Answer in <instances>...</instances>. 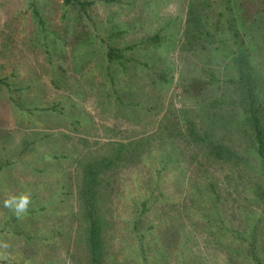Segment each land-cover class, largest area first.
<instances>
[{
  "label": "rangeland",
  "instance_id": "rangeland-1",
  "mask_svg": "<svg viewBox=\"0 0 264 264\" xmlns=\"http://www.w3.org/2000/svg\"><path fill=\"white\" fill-rule=\"evenodd\" d=\"M192 1L0 0V240L10 244L0 264H87L83 169L120 143L147 138L141 157L103 176L106 264H264V173L244 170L243 196H226L218 207L199 205L189 185L197 145L180 137L173 118L182 128L187 118L197 124L215 101L224 115H244L235 73L223 68L232 50L216 53L210 39L192 46L185 38L188 18H206L221 39L212 24L225 4L196 0L194 17ZM235 1L246 2V18L264 20V0ZM254 36L253 98L264 107V26ZM236 144L252 147L249 138ZM214 167L199 182L221 177L226 189L228 167ZM20 192L31 204L17 219L3 202ZM249 216L259 220L257 258L238 249L251 241Z\"/></svg>",
  "mask_w": 264,
  "mask_h": 264
},
{
  "label": "trees",
  "instance_id": "trees-1",
  "mask_svg": "<svg viewBox=\"0 0 264 264\" xmlns=\"http://www.w3.org/2000/svg\"><path fill=\"white\" fill-rule=\"evenodd\" d=\"M66 1L68 2L70 0ZM223 2L225 4L223 10L219 14V18L212 24L213 30L216 33H220L221 39H215L214 37L216 34H213L210 29L206 28V25L209 24L206 18H188L186 22L185 38L188 40V45L192 46L195 45L196 39H210L211 43L214 45L213 52L216 53L225 52L228 48L232 50V52L229 53V58H232V60L228 65L223 66V68L225 70L232 69L235 73V78L233 77L232 82L239 87L241 91L242 101L240 104L243 107L244 115L240 120L234 118L232 114H230V116L229 114L224 115L221 113L223 109L221 106L223 104L219 105L220 101H215L211 104L212 108L211 105L205 107V109H207L205 112H209H207V116L197 124L193 120L187 118L182 121V128L180 125L181 122L177 118H173L174 122L177 123H174V130H184L180 132V137L186 138L189 142H194L197 145L196 149L198 152L196 151L195 154L197 153L196 156L200 158V162L198 170L192 171L194 176L192 179H189V185L193 187V189H197V192H195L196 190H193V192H195V198L198 200L199 205L203 206L208 204L214 207H218V204L221 203L223 199L227 200L230 198H226V196H243L247 187H244V182L240 183L239 180H241L240 176L245 173L244 170L250 168L254 171V169L258 168L264 173V107L261 104L257 106L253 98L255 88L253 82L256 78V74L254 75L253 72L250 71L253 64L252 59L256 58L255 52H253L257 47L254 32H256L259 27L264 26V20L261 21L260 18H246V16L249 17V9L244 1L223 0ZM196 3V0H193L191 3L192 6L189 11L190 16L192 15L195 17L196 15L195 10L198 8L196 5L199 6V4ZM225 15H228L229 18L220 19L224 18ZM249 38L250 40L248 42ZM203 48L207 49V46L204 45ZM116 53L117 51L113 48L110 49V60H113L114 57H118ZM222 73L225 78L228 79L225 72ZM173 135H176L174 138L178 137L175 131L171 134V136ZM239 138L243 140H248L249 138L252 142L251 150L248 151V148H244L242 144H236ZM149 140L150 138L143 139L135 142L136 144L120 143L113 151L114 154L104 158L101 162H91L84 167L79 198L83 208V218L87 224L85 229L88 257L87 264H106L107 244L104 236L105 217L101 214L99 205L100 189L102 188L105 171L116 164L132 161L137 154H141V157L143 155L142 153L145 152V143L150 142ZM200 150L203 151L204 157L199 153ZM201 159L204 163L201 162ZM158 163L163 166L164 160H159ZM175 163L181 162L178 160ZM219 165L221 167L223 166L222 170H224V167H228L229 169V171H227L228 173L226 170L223 172L224 180H227L230 184L226 189L219 188L221 187L219 185V183H221V177L218 178L214 176V182L208 181L206 178L204 184L199 182L198 179H204L205 174H209L210 171H215L214 166L221 168ZM199 173H202V176L199 175L198 177V175H196ZM232 183L234 184L232 185ZM258 194L259 201L263 198L260 189L258 190ZM256 195L257 190L255 192V196ZM256 204L257 207H262L261 205H263L262 202ZM144 205L146 206L147 203ZM262 208L264 212V206ZM251 215H253V213H251ZM249 217L250 220L253 221V224L249 226L248 233L251 241L248 240V238H243L238 244V249L257 258L253 250L257 242L254 228H256V222H259V220H254L251 216ZM246 219H248V217ZM239 225L241 226V223ZM233 231L239 232L240 230L233 228ZM244 231H246V228ZM190 232L192 233L193 231H186V233ZM237 232L235 233L237 234ZM174 235L173 245L178 241L179 229ZM238 238H242V236L240 235Z\"/></svg>",
  "mask_w": 264,
  "mask_h": 264
},
{
  "label": "clouds",
  "instance_id": "clouds-1",
  "mask_svg": "<svg viewBox=\"0 0 264 264\" xmlns=\"http://www.w3.org/2000/svg\"><path fill=\"white\" fill-rule=\"evenodd\" d=\"M31 204V195L29 192H20L19 194H9L4 200V208L10 210L13 215L19 219L28 213ZM10 244L6 240H0V260L9 258L8 249Z\"/></svg>",
  "mask_w": 264,
  "mask_h": 264
}]
</instances>
